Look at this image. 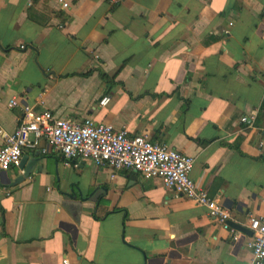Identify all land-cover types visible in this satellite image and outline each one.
Instances as JSON below:
<instances>
[{
    "label": "crops",
    "instance_id": "0c3cea01",
    "mask_svg": "<svg viewBox=\"0 0 264 264\" xmlns=\"http://www.w3.org/2000/svg\"><path fill=\"white\" fill-rule=\"evenodd\" d=\"M56 1L0 0V131L29 107L146 135L233 224L264 219V0ZM41 146L0 172V264H250L249 235L162 181Z\"/></svg>",
    "mask_w": 264,
    "mask_h": 264
},
{
    "label": "built area",
    "instance_id": "2783aa9c",
    "mask_svg": "<svg viewBox=\"0 0 264 264\" xmlns=\"http://www.w3.org/2000/svg\"><path fill=\"white\" fill-rule=\"evenodd\" d=\"M105 1L113 5L121 0ZM56 2L61 9H69L66 0ZM109 101L106 97L99 106L104 108ZM16 106V100L9 104V108ZM240 122L247 123L246 119ZM15 129L10 135L0 131L3 141L0 144V172L18 168L25 152L47 155L46 147L41 146L44 144L63 161L65 167L73 161H89L94 167L107 168L112 173L126 172L143 179L160 180L166 190L189 200L194 207L204 208L213 222L234 234L228 226V222L232 221L230 212L216 199L209 198L190 179L192 159L165 146L152 144L146 135L131 137L124 129L97 125L88 119L70 123L55 119L47 111L34 113L29 107L23 108ZM263 147L264 144H260V148ZM0 195H8L1 185ZM248 231L252 233L248 244L250 264H264V219H250ZM232 240L234 242L235 238ZM62 264H68L67 260H63Z\"/></svg>",
    "mask_w": 264,
    "mask_h": 264
},
{
    "label": "water",
    "instance_id": "95a60500",
    "mask_svg": "<svg viewBox=\"0 0 264 264\" xmlns=\"http://www.w3.org/2000/svg\"><path fill=\"white\" fill-rule=\"evenodd\" d=\"M39 154L37 153L36 156H38ZM25 162H26V159L25 158H21L20 162H19V166H18V169L19 170H24V178H28L29 175L31 174V171L29 170V168H31L32 166H34V164H36V160H34L33 162H31L30 164V167H24L25 166ZM132 181L136 180L137 179V175L136 174H132ZM228 226L234 231V232H240L242 234H245V235H249L251 237L252 233L250 231H248L247 229L239 226V225H235L233 224L232 221L228 222Z\"/></svg>",
    "mask_w": 264,
    "mask_h": 264
}]
</instances>
